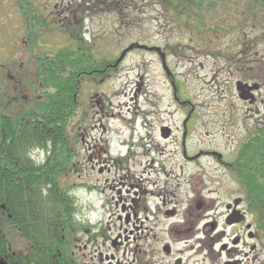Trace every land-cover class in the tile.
Returning a JSON list of instances; mask_svg holds the SVG:
<instances>
[{
    "label": "rangeland",
    "instance_id": "rangeland-1",
    "mask_svg": "<svg viewBox=\"0 0 264 264\" xmlns=\"http://www.w3.org/2000/svg\"><path fill=\"white\" fill-rule=\"evenodd\" d=\"M172 4L185 12L170 10ZM115 7L89 0H0V115L13 121L40 116L55 92L48 74L57 54L77 52L82 66L104 67L137 44L160 49L170 73L167 77L154 52H127L114 70L101 74L98 69L92 80L77 83L73 117L62 128L67 143L61 153H50V147L32 152L39 163L54 154L62 164L56 179L74 200L79 223L70 257L77 264H107L90 258L103 249L106 238L120 233L121 206L128 208L136 193L138 217L149 228L145 236L150 244L160 229L154 227L164 219L160 209L190 207L191 214L210 217V241L204 244L207 251L192 238L187 246L201 252L196 256L185 247L183 258H190L189 264H264V216L258 211L255 217L256 239L244 241L255 248L248 259H256L235 254L248 253L241 245L235 249L231 228L223 223L235 183L212 159L201 156L189 164L182 154L184 148L187 157L213 151L232 158L243 131L254 120L264 121V99L256 102V112L250 98L239 99L235 90L238 80H264V7L251 5V0H147L129 21L120 18L122 26L111 14ZM32 16L35 44L44 47L35 53L26 50ZM64 22L80 23L81 30L65 31ZM46 54L48 61L43 60ZM259 96L264 98V83ZM2 212L0 230L11 251L27 253L30 244ZM140 247L151 251L149 243ZM0 264L8 263L0 258Z\"/></svg>",
    "mask_w": 264,
    "mask_h": 264
},
{
    "label": "trees",
    "instance_id": "trees-1",
    "mask_svg": "<svg viewBox=\"0 0 264 264\" xmlns=\"http://www.w3.org/2000/svg\"><path fill=\"white\" fill-rule=\"evenodd\" d=\"M187 4L188 1L182 3ZM252 4L264 7V0H251ZM171 6L185 12H181L183 6L179 4ZM74 53L57 54L50 59L48 75L55 92L46 100L39 117L33 115L16 122L0 115V209L31 246L25 254L14 253L0 230V258L8 264H77L69 255L73 233L79 227L74 218L77 208L56 179L62 164L54 154L39 163L32 153L47 151L49 147L50 153H61V146L67 143L62 128L73 117L72 96L77 83L95 77L98 69L102 72L108 66H82L80 54ZM247 143L239 156L241 170L258 174L256 212L264 216V164L247 158L246 155L251 156L250 141Z\"/></svg>",
    "mask_w": 264,
    "mask_h": 264
},
{
    "label": "flooded vegetation",
    "instance_id": "flooded-vegetation-1",
    "mask_svg": "<svg viewBox=\"0 0 264 264\" xmlns=\"http://www.w3.org/2000/svg\"><path fill=\"white\" fill-rule=\"evenodd\" d=\"M90 3H107L114 4L116 7L111 11L112 15H115L114 21L116 23L121 24V19L129 21V15L132 13H139L140 8L138 5L145 4L147 0H89ZM48 7L44 8V11H47ZM91 9V8H90ZM175 12V7L170 8ZM61 12L64 14L65 8L61 9ZM176 13V12H175ZM121 18V19H120ZM34 16L30 19V25L32 28V34H28V40L31 42L29 45L26 46L27 52L35 53L36 48L44 47L41 45H36V36L33 32V29L37 26ZM65 21V20H64ZM93 21V19H91ZM136 22L133 19L132 23ZM131 23V22H130ZM129 24V23H128ZM128 24H126L128 26ZM80 23L73 25L72 23H65L63 24V29L65 31H71L74 27L75 29L81 30ZM44 26V24L41 25ZM43 28L41 29V31ZM73 31V30H72ZM77 31V30H76ZM71 36H74L76 39L78 37L75 32H71ZM82 41V40H81ZM80 41V42H81ZM84 45L80 43L79 46ZM137 45V44H133ZM81 48V47H79ZM134 49H137L135 47ZM133 50V49H132ZM156 54V52H154ZM43 60L48 61L47 54L43 57ZM42 66V65H41ZM46 67V65L42 66V68ZM115 69L111 67L109 64L105 70L102 72H107L108 70ZM101 73V72H100ZM97 72L96 75L100 74ZM101 73V74H103ZM28 74V73H27ZM13 80V79H11ZM87 80H92L91 77H88ZM17 82V81H15ZM14 82V84H15ZM262 82L258 80H250V81H240L238 80L235 83V90L237 94V87L243 89L246 93V96L250 98V102L254 109L253 111L258 112L256 102H261L259 100H263L264 98H260V91L262 90ZM243 94V92H240ZM259 97V99L257 98ZM264 105V102H261ZM189 116V114H188ZM185 122L183 123V128L185 130ZM244 132V137L239 140L237 143V147L233 151L232 158H225L216 152L213 151H202L201 153L197 154V156L187 157L185 149L183 148V159L186 160L189 164L198 161V159L203 157H208L215 161V163L219 166L222 171L226 172L228 178L233 181L235 187V198L229 201L225 206V218H224V225L225 228H231L232 236L234 239L232 240V245L235 246V249L238 250L239 245L243 247V249H247L248 253L244 256L240 254L241 252H237L235 254L239 255L240 257H248L252 256L255 252V248L251 246V244L244 243L245 239L249 242H253L257 237V223L255 221V217L257 215V195H258V186H257V173H249L244 170L242 172V164L239 160V156L242 155V149H244L245 145H247L248 141H250L251 148L250 154L251 156H247V158L253 159L254 162L257 160L261 161L264 164V121L262 120H254L251 127L248 128L247 131ZM244 143V144H243ZM243 144V145H242ZM249 154V153H248ZM235 166L233 167V164ZM233 170V171H232ZM245 179V181L243 180ZM250 180V181H248ZM128 194V192H127ZM137 194H133V198L130 201V206L126 208L125 205L121 206L120 212L124 215L123 219L117 217V223L119 232L115 237L106 238L104 243L102 244L103 249L97 253V255L90 258V261L93 260L95 257L97 262H107V264H189L190 258L184 259L183 256L187 252L185 247H189V252H195L196 256L200 254V249L195 250L194 247L187 246L189 242L192 240L193 237L197 238L196 243L199 244L202 248L208 251V247L204 246V244L209 243V219L208 214L205 216H201V214H191L190 207L186 210H181L180 207L173 208L174 210H170V207H167L163 210V221H159L158 225L154 228L160 226L158 234H154L151 240V244L148 240H146L147 236L145 233H149V228H145L143 226V221L140 217H138L137 213V203L138 200L136 197ZM250 196V197H249ZM175 197L173 198V200ZM172 200V202H173ZM249 200V201H248ZM166 200H164L165 202ZM169 201V200H168ZM172 202H168V206H173ZM175 202V201H174ZM199 202V201H198ZM203 205V203H202ZM139 211V210H138ZM251 211V212H250ZM144 211L143 213H145ZM250 212V215L248 214ZM254 212V213H253ZM190 213V214H189ZM144 220H147L145 217ZM228 222L230 224H228ZM157 223V222H156ZM236 227H241L240 231L234 232L233 229ZM99 233H102L101 231ZM97 235V234H96ZM124 235V236H122ZM98 236V235H97ZM226 237L225 233L222 232L220 238L223 240ZM230 238V236H228ZM141 240V241H140ZM149 243V248L151 251L149 253L146 252L145 248L143 251L140 250L141 245H147ZM244 243V244H243ZM134 245V246H133ZM131 246L133 249L131 250ZM140 247V248H139ZM84 248V247H83ZM142 249V248H141ZM195 250V251H194ZM121 251V253H120ZM231 252V251H230ZM230 252H226L228 256ZM188 253V252H187ZM203 253V252H202ZM17 254V253H16ZM208 255V254H207ZM72 256V254H71ZM84 256V255H83ZM73 257V256H72ZM141 257V258H140ZM208 258V256H206ZM256 255L254 258L248 259L255 260ZM224 264H240V262H230L226 261Z\"/></svg>",
    "mask_w": 264,
    "mask_h": 264
},
{
    "label": "water",
    "instance_id": "water-1",
    "mask_svg": "<svg viewBox=\"0 0 264 264\" xmlns=\"http://www.w3.org/2000/svg\"><path fill=\"white\" fill-rule=\"evenodd\" d=\"M135 47H137V49H141V50H145L148 52H156L160 58L161 61V65H162V69L164 70V72L166 73L167 77H170V73L168 72L167 68H166V64H165V56L164 54L161 52L160 49L158 48H148L146 46H139V45H131L129 46L124 52H122V54L120 55V58L116 61V63L113 65V67H117V65L121 62L120 60H122L125 56V54L129 51H131L132 49H134ZM237 91L239 92V99L246 101L248 100V97L246 96V93L243 91V89L240 90V88L237 87ZM240 92H243V94H241ZM168 136V133H166V137ZM228 224H230L228 222Z\"/></svg>",
    "mask_w": 264,
    "mask_h": 264
}]
</instances>
